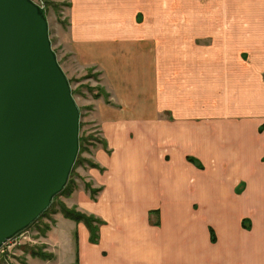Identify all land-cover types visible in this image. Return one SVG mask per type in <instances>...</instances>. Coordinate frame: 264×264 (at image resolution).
<instances>
[{"label": "crops", "instance_id": "obj_1", "mask_svg": "<svg viewBox=\"0 0 264 264\" xmlns=\"http://www.w3.org/2000/svg\"><path fill=\"white\" fill-rule=\"evenodd\" d=\"M67 1L59 62L109 102L92 100L106 145L85 180L100 191L61 201L103 223L92 242L52 212L38 239L51 256L22 259L264 264V0Z\"/></svg>", "mask_w": 264, "mask_h": 264}, {"label": "water", "instance_id": "obj_2", "mask_svg": "<svg viewBox=\"0 0 264 264\" xmlns=\"http://www.w3.org/2000/svg\"><path fill=\"white\" fill-rule=\"evenodd\" d=\"M81 109L50 37L46 7L0 0V250L67 186Z\"/></svg>", "mask_w": 264, "mask_h": 264}, {"label": "rangeland", "instance_id": "obj_3", "mask_svg": "<svg viewBox=\"0 0 264 264\" xmlns=\"http://www.w3.org/2000/svg\"><path fill=\"white\" fill-rule=\"evenodd\" d=\"M43 6L47 5V2H55V5L52 3L48 5L47 15L49 20V29H50V37L52 40V45L54 50L56 51L58 59L61 57V49H60V33L63 30H66L69 24V15L68 9L71 6H67L64 2H68L67 0H34ZM60 63H67L68 60L61 59ZM62 65V64H61ZM67 65V64H66ZM65 65V66H66ZM91 74V72L89 73ZM68 77L71 81V85L73 88L74 97L80 106L81 109V130L80 137L85 138L86 141L83 145V150L80 153L79 164L77 165L74 175L72 179L75 182V187L78 184H84L86 182L85 178L87 176V171L89 170L91 164L88 159L91 160L90 155L92 154L95 147L101 143L99 140H102L100 135V130L97 125H95L96 121L91 120L92 118V100L93 95L98 91L99 86L95 85L96 75L88 76L81 75L79 73H73L68 71ZM137 77H140L139 75ZM135 87L140 86V80L131 81ZM98 141H97V140ZM93 145H96L95 147ZM85 148V149H84ZM86 148H88L86 150ZM87 160V161H85ZM198 165V164H197ZM199 167V166H198ZM65 195L62 194L55 200L54 209L60 208V200ZM52 215V210L48 212L46 216L41 218L31 227H29L23 236L19 235L13 241L6 244L3 247V250H0V260L1 258L5 261L3 264H26V262L22 259L24 257L22 250H28L33 247L43 246L39 244V237L44 235L46 232L47 225L50 224V216ZM45 231V232H44ZM26 236H29L28 238ZM2 264V261H0Z\"/></svg>", "mask_w": 264, "mask_h": 264}, {"label": "trees", "instance_id": "obj_4", "mask_svg": "<svg viewBox=\"0 0 264 264\" xmlns=\"http://www.w3.org/2000/svg\"><path fill=\"white\" fill-rule=\"evenodd\" d=\"M49 1L47 2V5L45 6L46 7V10H48V5H49ZM52 3V5H54V6H56L55 5V2H51ZM50 3V4H51ZM64 4L65 5H67V6H70V2H64ZM95 98H99V97H101V96H104L105 98H106V101H108L109 102V94L103 89V88H101L100 86H99V88H98V91L96 92V94L95 95H93ZM97 140V139H96ZM99 140V139H98ZM97 140V141H98ZM85 141H86V139L84 138H82V137H80V152H79V155H78V158H77V161H76V163H75V165H74V168H73V170H72V173H71V176H70V179H69V182H68V184H67V186L65 187V189L60 193V194H58L55 198H54V201H53V203H52V205H51V207L37 220V221H39L41 218H43L44 216H46L47 214H48V212L50 211V210H52V212H57V211H61L63 214H64V216L65 217H67V218H70V219H73V220H75V221H77V222H84L85 224H86V226L88 227V229L90 230V239H91V241L92 242H97L98 241V238H99V234H98V232H99V225H101L102 223H103V220H101L100 218H98V217H96V216H94V215H89V214H86V213H84V212H82V211H79V210H77V208L76 207H68L64 202H62L61 200V202H60V208L59 209H54L53 210V207H54V205H55V200L59 197V196H61L62 194H64V195H69V194H71V192L73 191V189L75 188V182H74V180L72 179V177H73V175H74V172H75V169H76V167H77V165L79 164V157H80V153L82 152V150H83V145H84V143H85ZM102 144H104V145H106L105 144V142H104V140H99ZM94 147L96 146V145H93ZM85 149V148H84ZM88 148H86V150H87ZM190 159V161H192V162H194V163H196L197 161H196V159L195 158H189ZM85 161H87V160H85ZM88 161H89V163L91 164V166H94V167H96V164L95 163H93L92 162V160H89L88 159ZM201 166V165H200ZM85 186H86V188L90 191V193H91V196H92V198L94 199L95 197H96V195L98 194V192L100 191V188H94V187H92V184L91 183H89V182H85ZM36 221V222H37ZM35 222V223H36ZM34 223V224H35ZM31 227V226H30ZM48 227H49V225H47V227H46V230L48 229ZM45 232V231H44ZM212 240H216V236H215V234H214V231L212 230ZM30 251H28V250H24L25 252H27V253H31L33 256H38V257H41V258H44V259H47V258H49L50 256H51V254H49V253H47V252H45L44 251V246H40V247H33V248H30L29 249ZM0 261H2V264H3V262L5 261L4 259H2L1 258V260Z\"/></svg>", "mask_w": 264, "mask_h": 264}, {"label": "built area", "instance_id": "obj_5", "mask_svg": "<svg viewBox=\"0 0 264 264\" xmlns=\"http://www.w3.org/2000/svg\"><path fill=\"white\" fill-rule=\"evenodd\" d=\"M24 232H26V230L23 231L22 233H20L19 235L23 236V235L25 234ZM19 235H17L15 238L9 240L7 243H5V244L3 245V247H4L6 244L10 243V241H13L14 239H16ZM26 237L28 238L29 236H26ZM3 247L1 248V250H3Z\"/></svg>", "mask_w": 264, "mask_h": 264}]
</instances>
